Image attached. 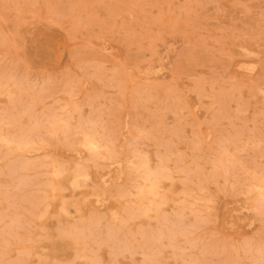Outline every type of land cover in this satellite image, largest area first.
Listing matches in <instances>:
<instances>
[{
  "label": "rangeland",
  "instance_id": "rangeland-1",
  "mask_svg": "<svg viewBox=\"0 0 264 264\" xmlns=\"http://www.w3.org/2000/svg\"><path fill=\"white\" fill-rule=\"evenodd\" d=\"M0 264H264V0H0Z\"/></svg>",
  "mask_w": 264,
  "mask_h": 264
},
{
  "label": "bare ground",
  "instance_id": "bare-ground-1",
  "mask_svg": "<svg viewBox=\"0 0 264 264\" xmlns=\"http://www.w3.org/2000/svg\"><path fill=\"white\" fill-rule=\"evenodd\" d=\"M86 142V141H85ZM78 233V232H77Z\"/></svg>",
  "mask_w": 264,
  "mask_h": 264
}]
</instances>
